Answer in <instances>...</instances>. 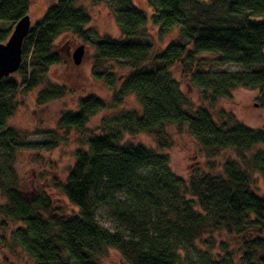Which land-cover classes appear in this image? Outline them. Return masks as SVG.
<instances>
[{"label":"trees","instance_id":"obj_1","mask_svg":"<svg viewBox=\"0 0 264 264\" xmlns=\"http://www.w3.org/2000/svg\"><path fill=\"white\" fill-rule=\"evenodd\" d=\"M78 1L52 4L25 39L18 77L0 79V149L12 156L25 144L19 132L7 128L18 105L16 95L35 90L61 64L54 43L67 33L93 42L98 63L126 61L132 66L121 81L112 73L97 75L114 90L111 104L84 98L79 111L63 115L58 126L82 130L98 112L116 111L128 95L136 96L140 109L106 116L102 134L89 140L86 150L75 151V164L57 187L78 209L77 215L64 213L44 192L35 200L27 198L15 177L0 178L7 216L21 225L4 242L21 248L34 264H101L111 249L128 264H264V196L255 191L252 178L258 174L264 181V149L259 148L264 147V131L239 123L231 114L223 113L227 119L219 123L206 108L194 110L170 73L181 68L189 86L210 105L236 89L258 90L264 110V0H146L159 35L179 29L184 40L161 53H155L152 43L138 40L147 36L148 17L133 0H112L117 7L111 12L123 36L119 41L99 37ZM30 5L31 0H0V45L29 14ZM205 55L241 69L210 71L202 67ZM64 94L63 88H47L37 102L42 105ZM172 126H186L209 157L234 152L251 173L227 161L224 175L195 171L185 181L170 169L167 155L123 143L126 134L144 133L165 150L172 144ZM101 208L107 209L116 231L97 220ZM217 232L235 244V252L223 247L215 253L213 247L197 244L202 236Z\"/></svg>","mask_w":264,"mask_h":264},{"label":"rangeland","instance_id":"obj_2","mask_svg":"<svg viewBox=\"0 0 264 264\" xmlns=\"http://www.w3.org/2000/svg\"><path fill=\"white\" fill-rule=\"evenodd\" d=\"M58 0H31L29 17L32 27L44 16L47 9ZM134 5L148 17L146 37L138 39L141 42L152 43L155 53H161L172 42H184L180 39L179 29L168 34L159 35L157 27L151 24L152 10L146 0H133ZM78 7L82 6L91 16L90 27L99 37L122 40L123 36L118 27L111 8L117 5L112 0L94 5L92 0H79ZM261 22L263 19H255ZM81 45L85 46V55L80 66L73 62L72 54ZM54 51L61 58V64L53 66L46 78L39 86L27 93H18L17 108L7 123V128L14 129L21 134L25 144L11 156L0 149V178H14L19 190L29 199H37L41 193H46L54 206L59 207L67 215H77L74 207L57 187L64 184L71 168L75 164V151L86 150L89 140L102 134L101 121L116 111L139 110L140 104L135 95L124 97L119 108L98 112L90 118L82 130H64L58 124L61 117L68 113L79 111L80 101L94 96L111 104L114 90L97 78L99 73H112L119 81L130 71L132 66L126 61H114L100 64L96 61V48L93 42L84 43L72 34L60 36L54 43ZM207 62L202 67L210 71L226 70L238 71L239 65H220L214 61L213 55H205ZM172 77L179 83L182 93L192 104L194 110L206 108L215 121L222 123L227 118L222 116L231 114L241 124L264 131V110L260 107L258 90L236 89L230 96L220 99L210 105L201 100L200 91L189 86L187 76L179 67L170 70ZM13 76L18 77L17 73ZM117 81L116 89L120 83ZM59 87L65 91L64 96L39 105L38 95L47 88ZM171 146L165 150L157 147L156 140L144 133L126 134L123 143L133 146L142 145L153 149L159 154L169 157L170 169L181 179L187 181L192 172L199 171L213 176L224 175V164L233 161L241 169L250 172L242 157L234 152L222 151L215 157H209L197 140L189 133L186 126H172L168 128ZM54 143L51 150L41 148V145ZM35 146H38L35 148ZM259 148H263L260 146ZM250 156V153L248 154ZM251 173V172H250ZM255 191L264 196V181L258 174H252ZM190 197H188L189 199ZM101 225L116 231V225L110 220L107 209L101 208L96 213ZM21 225L7 216V201L0 188V264H34L31 258L19 247L7 244L11 231ZM201 247H213L215 253H220L223 247L235 252V244L229 240L224 232L206 234L197 242ZM101 264H128L116 250L107 251Z\"/></svg>","mask_w":264,"mask_h":264},{"label":"water","instance_id":"obj_3","mask_svg":"<svg viewBox=\"0 0 264 264\" xmlns=\"http://www.w3.org/2000/svg\"><path fill=\"white\" fill-rule=\"evenodd\" d=\"M32 28L29 15L22 18L13 28L8 40L0 45V79L17 73L23 61V44ZM85 46H79L72 54L76 66L82 64Z\"/></svg>","mask_w":264,"mask_h":264}]
</instances>
